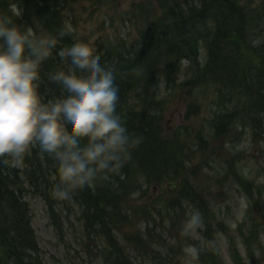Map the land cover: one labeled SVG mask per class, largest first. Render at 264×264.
Returning <instances> with one entry per match:
<instances>
[{
    "label": "trees",
    "instance_id": "trees-1",
    "mask_svg": "<svg viewBox=\"0 0 264 264\" xmlns=\"http://www.w3.org/2000/svg\"><path fill=\"white\" fill-rule=\"evenodd\" d=\"M158 1L159 14L149 17L140 12L146 17L134 20L135 36L125 33L89 40L80 38L76 30L60 38V46L78 43L115 70L120 95L117 110L129 133L139 137V148H132L116 171L75 190L69 199L52 195L49 166L34 150L19 167L12 165L11 157H0V264H50L33 226L31 198L45 202L52 218L57 217L56 208L62 221L73 212L81 222L82 237L93 239L103 264H150L156 256L158 264H186V250L194 246L200 254L202 240L178 235L183 230L182 216L193 210L202 214L210 206L214 213L203 218L201 235L209 242L217 240L216 231L224 226L213 208L217 196L212 183L224 179L218 176L220 168L208 170L203 163H191L195 154L206 161L220 148H196L197 143L192 145L190 140L183 145L174 131L171 137L165 136V109L179 95L177 88L198 90L199 99L210 100V125L198 132L200 138L197 135L203 147L220 136L232 142L238 130L264 121V0ZM61 2L58 11L48 9L46 14L35 6L43 32L58 35L66 13L76 29L67 0ZM119 13L118 19L112 14L110 22L124 23L132 11ZM61 66L56 52L43 62L40 91L44 100L55 96L48 73ZM210 89L214 92L208 94ZM258 128L252 129L253 136ZM191 131L184 132L190 136ZM169 139L171 143H166ZM229 162L239 160L233 157ZM233 174L237 175L226 170L227 176ZM150 185L157 190L167 185L166 193L169 187L173 193L169 198L161 192L152 197ZM165 230L171 232L170 242L160 245ZM207 250L205 264H215L218 251Z\"/></svg>",
    "mask_w": 264,
    "mask_h": 264
},
{
    "label": "clouds",
    "instance_id": "clouds-1",
    "mask_svg": "<svg viewBox=\"0 0 264 264\" xmlns=\"http://www.w3.org/2000/svg\"><path fill=\"white\" fill-rule=\"evenodd\" d=\"M19 11L0 14V157L19 167L33 150L48 164L52 195L69 199L75 190L116 171L139 143L118 112L115 70L60 38L76 29L66 20L58 35L18 23ZM56 52L62 66L48 73L55 96L44 100L41 66ZM7 163L8 161L5 160ZM202 224L190 212L184 232Z\"/></svg>",
    "mask_w": 264,
    "mask_h": 264
},
{
    "label": "rangeland",
    "instance_id": "rangeland-1",
    "mask_svg": "<svg viewBox=\"0 0 264 264\" xmlns=\"http://www.w3.org/2000/svg\"><path fill=\"white\" fill-rule=\"evenodd\" d=\"M250 1L246 0V2ZM65 5L76 21L77 34L80 38L84 36L89 40L125 33L135 36L137 26L134 20L142 16L140 12H145L149 17H152L154 13H160L161 7L158 0H67ZM121 10L132 11L128 15L129 19L125 17L124 23L110 22L111 15L116 13L118 19ZM142 17L144 19L146 15ZM41 32L43 33L42 28L38 33ZM184 91H187L188 96H185ZM184 91L177 88L179 95L174 100L168 101L164 117V135L171 137L173 131L178 132L177 135L181 137L180 142H183V145L189 140L193 145L199 142L197 135L199 138L201 137L198 132L205 131L210 125L211 105L210 100L199 99L198 90L192 93L190 89L186 88ZM212 92L214 89H210L208 94ZM191 103L192 108H190ZM212 103L215 109L214 99ZM255 126H259V128L257 135L253 138L251 135ZM187 128L192 130L190 136L184 132ZM262 130H264V121L254 123L253 128L250 126L238 130L232 142H227L225 138H220L218 142L215 141L213 147L220 148V151L214 152L213 156L209 155L206 161L199 154H195L192 160L191 165H197L199 164L197 162H200L207 165L208 170L220 168L218 176L224 179L220 183H212L214 195L217 196L214 198L213 208L218 220L222 221L224 226L221 228V232L217 229L215 234L217 240L209 242L201 235L205 228L203 218L214 213L211 206L209 211L202 212L201 226L188 233L194 238L203 239L204 247L208 248L207 252L218 251L220 257L216 258L215 264H264V132ZM203 136L207 138L204 132ZM190 137L194 140H191ZM165 142L171 143V139L165 140ZM134 148H139V146ZM233 157L238 158V164L229 162ZM242 169H244L243 176L245 178L243 182L240 181ZM226 170H233L237 175L227 176ZM167 188L168 186L164 185L157 190L151 186L149 194L153 197L161 192V194L165 193L166 198H169V194H172L173 190L169 187V192L166 193ZM30 205L33 226L45 258L50 264H101L97 260L98 248H94L93 239L82 237L81 234L84 232L81 229V222L73 212L69 213V217L64 215L62 221L59 220L62 218L59 217L61 211L56 208L58 218L55 216L53 220L49 209L46 208V203L40 198H31ZM189 214L190 212L183 214L181 219L183 230H180L178 235H187L184 232V225ZM249 215L255 223L248 220ZM241 222L246 224L243 225ZM254 225H257V234L247 242L244 235ZM170 235L171 232L165 230L160 245H163L164 242L169 243ZM236 245L239 252L237 257L232 254ZM200 247V254L196 253L194 246L188 247L186 264H205L206 251L203 246ZM156 258L157 256L150 259V264H158Z\"/></svg>",
    "mask_w": 264,
    "mask_h": 264
},
{
    "label": "bare ground",
    "instance_id": "bare-ground-1",
    "mask_svg": "<svg viewBox=\"0 0 264 264\" xmlns=\"http://www.w3.org/2000/svg\"><path fill=\"white\" fill-rule=\"evenodd\" d=\"M35 6L42 8L41 14H46L48 9L53 10V8H56L58 11L62 7V2L61 0H32L31 3L30 0H0V14L11 15L19 11L21 15L16 17L18 20L17 22L25 25H32L33 28L39 32L42 25L37 20ZM63 20L70 21L68 13L63 16Z\"/></svg>",
    "mask_w": 264,
    "mask_h": 264
}]
</instances>
